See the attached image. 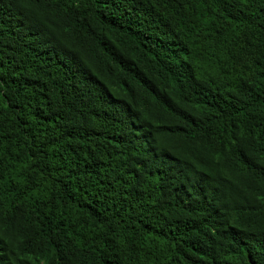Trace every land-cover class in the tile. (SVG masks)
<instances>
[{
  "label": "trees",
  "instance_id": "16d2710c",
  "mask_svg": "<svg viewBox=\"0 0 264 264\" xmlns=\"http://www.w3.org/2000/svg\"><path fill=\"white\" fill-rule=\"evenodd\" d=\"M0 264H264V0H0Z\"/></svg>",
  "mask_w": 264,
  "mask_h": 264
}]
</instances>
